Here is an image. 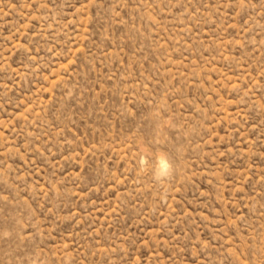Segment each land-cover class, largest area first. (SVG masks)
I'll return each mask as SVG.
<instances>
[{"label": "rangeland", "instance_id": "374dc122", "mask_svg": "<svg viewBox=\"0 0 264 264\" xmlns=\"http://www.w3.org/2000/svg\"><path fill=\"white\" fill-rule=\"evenodd\" d=\"M0 264H264V0H0Z\"/></svg>", "mask_w": 264, "mask_h": 264}]
</instances>
